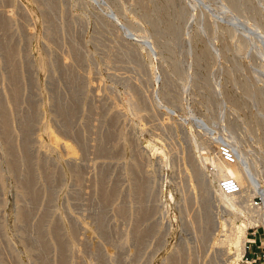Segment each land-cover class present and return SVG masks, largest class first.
Here are the masks:
<instances>
[{"label":"rangeland","instance_id":"rangeland-1","mask_svg":"<svg viewBox=\"0 0 264 264\" xmlns=\"http://www.w3.org/2000/svg\"><path fill=\"white\" fill-rule=\"evenodd\" d=\"M263 27L264 0H0V264H264Z\"/></svg>","mask_w":264,"mask_h":264},{"label":"bare ground","instance_id":"bare-ground-1","mask_svg":"<svg viewBox=\"0 0 264 264\" xmlns=\"http://www.w3.org/2000/svg\"><path fill=\"white\" fill-rule=\"evenodd\" d=\"M236 13V12H235ZM235 17V16H234ZM238 18V17H237ZM235 21H237V20H235ZM238 21H240V20H238ZM237 21V22H238ZM130 23L132 24L133 22H131L130 21ZM3 26H5L4 24H3ZM132 28V27H131ZM264 28V27H263ZM249 29V28H248ZM252 29V28H251ZM259 29H260V26H259ZM261 31H262V28L260 29ZM264 33V32H263ZM262 33V34H263ZM262 34H259V35H261L262 36ZM260 36V37H261ZM262 37H264V35L262 36ZM261 37V38H262ZM8 52V51H7ZM10 53V52H9ZM8 54V53H7ZM13 56H15V55H13ZM13 56H11V57H13ZM8 57V56H7ZM16 57V56H15ZM14 57V58H15ZM10 61V60H9ZM45 62V61H44ZM41 64V67L39 66ZM39 68L41 69V70H43V66H42V61L41 62H39ZM135 86H136V84H135ZM12 91H14V90H12ZM17 92H19V91H17ZM12 93V92H11ZM20 93V92H19ZM18 93V94H19ZM10 94V93H9ZM14 94V93H13ZM14 95H16V94H14ZM12 96V95H11ZM17 96V95H16ZM19 96V95H18ZM143 96H146L145 95V93H144V95ZM15 97V96H14ZM12 98H13V96L12 97H9V99H11L12 100ZM136 98V97H135ZM135 98H134V101H135ZM140 98V97H139ZM147 98V97H146ZM10 100V101H11ZM17 100V99H16ZM143 100V99H142ZM136 101H137V98H136ZM17 102H18V100H17ZM138 102H140V100L138 101ZM10 104H11V102H9ZM134 103V102H133ZM136 104V103H135ZM138 104V103H137ZM131 106H133L132 105V102H131ZM136 106V105H135ZM139 106V105H138ZM137 106V107H138ZM63 110V109H62ZM67 110V109H66ZM60 113V112H59ZM155 113V112H154ZM63 114V113H62ZM156 114V113H155ZM154 114V115H155ZM61 115V114H60ZM153 115V114H152ZM2 120V119H1ZM4 121V120H3ZM0 123H2L1 125H4L3 124V122L1 121ZM47 129V128H46ZM218 134V133H217ZM218 135H220V134H218ZM123 139V138H122ZM124 139H125V137H124ZM42 143V142H41ZM40 143V144H41ZM150 146V145H149ZM153 148V147H152ZM146 149H147V147H146ZM141 151V150H140ZM235 161V160H234ZM141 162V161H140ZM228 163H231V162H228ZM136 164H138L137 162H136ZM138 166V165H137ZM230 175L231 176H233L234 175V171L233 170H231L230 171ZM137 184V183H136ZM139 184V183H138ZM140 185V184H139ZM142 185V184H141ZM140 185V186H141ZM135 186V185H134ZM139 186H137V188H138ZM142 187V186H141ZM135 188V187H134ZM136 188V189H137ZM138 191V190H137ZM136 194H137V192H136ZM138 201H140V200H138ZM142 205V204H141ZM138 206V205H137ZM185 206H187L186 204H185ZM231 207H234V208H236V206L235 205H231ZM139 208V207H138ZM137 209V208H136ZM257 209V207H254V205L253 206H251V207H249V208H247V209H237L241 214H247V213H255L256 210ZM140 210H142L143 211V209H140ZM140 212V211H139ZM262 218V217H261ZM264 219V218H263ZM193 220V219H192ZM261 220V219H260ZM261 222H262V224L264 225V220L262 221L261 220ZM192 224V223H191ZM222 224V223H221ZM224 224H226V223H224ZM192 225H194V224H192ZM140 226V225H139ZM222 227V226H221ZM254 227H256V226H254ZM231 228V227H230ZM234 228V227H233ZM51 229V228H50ZM222 229V228H221ZM232 229V228H231ZM230 229V230H231ZM70 231V230H69ZM222 231V230H221ZM224 231V230H223ZM73 233V231L71 232V234ZM229 234H226L225 235V239L221 242L220 240V242L222 243V244H224V245H226L227 247H228V249L232 252V258L234 259V260H236V261H239V260H242V259H244V256H245V254H246V246H247V238H248V229H247V224L246 223H244L243 221H241V223H240V225L238 226V228L234 231V230H232V231H230V232H228ZM139 235V234H138ZM137 235V236H138ZM222 235V234H221ZM140 237H141V235H140ZM203 236L201 235L200 236V238H202ZM221 237V236H220ZM223 237V236H222ZM218 239V238H217ZM220 239V238H219ZM219 242V243H220ZM217 243V242H216ZM219 243H218V245H219ZM221 243H220V245H221ZM217 245V246H218ZM219 245V246H220ZM226 248V247H225ZM219 249V248H218ZM215 250H217V249H215ZM219 250H221V247H220V249ZM224 250V249H223ZM220 253V252H219ZM223 253V252H222ZM221 254V253H220ZM227 254V253H226ZM225 253H224V255H226ZM229 254V253H228ZM56 258V257H55ZM212 263H214V261L213 262H211L210 264H212Z\"/></svg>","mask_w":264,"mask_h":264},{"label":"built area","instance_id":"built-area-1","mask_svg":"<svg viewBox=\"0 0 264 264\" xmlns=\"http://www.w3.org/2000/svg\"><path fill=\"white\" fill-rule=\"evenodd\" d=\"M220 154L225 161L234 163V153L227 144L221 146ZM221 190L224 194H231L237 192L239 190V186L235 180L226 179L221 183Z\"/></svg>","mask_w":264,"mask_h":264}]
</instances>
